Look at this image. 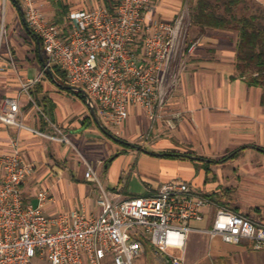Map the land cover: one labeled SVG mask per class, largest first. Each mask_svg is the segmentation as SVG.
<instances>
[{"label":"crops","instance_id":"obj_1","mask_svg":"<svg viewBox=\"0 0 264 264\" xmlns=\"http://www.w3.org/2000/svg\"><path fill=\"white\" fill-rule=\"evenodd\" d=\"M36 2L44 18L60 26L69 14L114 5V0ZM186 7L187 0H153L145 24L172 23ZM197 31L189 43L197 40L199 45L188 56L167 101L169 116L156 124L150 136L155 140L146 145L152 153L190 154L208 162L147 155L126 149L105 135L101 126L109 129L93 118L86 102L57 86L45 71L41 42L24 19L21 0H0V109L4 99H15L20 108L18 122L43 135L65 139L53 140L0 121V155L16 147L31 170L22 186L24 202L41 206L47 216L76 211L97 217L100 188L85 179L89 167L101 188L116 200L153 196L172 180L186 182L212 204L202 210V221L190 223L195 229L211 228L220 208L264 226V86L238 73L237 33L210 28ZM28 81L34 84L24 91ZM71 94L82 105L71 101ZM149 127L144 111L133 108L119 134L141 139ZM40 192L46 195L43 201L37 197ZM141 242L143 252L134 264H166L146 238ZM212 259L264 264V251L252 250L247 242L232 245L204 233H190L186 264H213ZM107 261L113 264L110 257L103 264Z\"/></svg>","mask_w":264,"mask_h":264},{"label":"built area","instance_id":"obj_2","mask_svg":"<svg viewBox=\"0 0 264 264\" xmlns=\"http://www.w3.org/2000/svg\"><path fill=\"white\" fill-rule=\"evenodd\" d=\"M21 3L47 67H57L70 87L86 92L105 127L118 132L131 109L138 108L150 123L149 138L156 124L168 118L169 96L199 45L197 40L187 43L189 25L183 14L172 23L147 26L153 0H114L112 8L69 14L60 26L44 18L36 0ZM32 84L25 83L24 91ZM19 114L15 99L2 101V123L43 135L18 122ZM0 169V264H103L107 257L113 264H134L143 252L142 238L166 264H186V240L192 232L232 245L247 242L252 250L264 251V226L227 209L216 211L211 228L191 227L212 204L182 180L164 183L153 196L116 200L88 167L85 179L100 188L97 217L76 211L47 216L41 206L24 202L22 186L31 170L16 147L0 155ZM45 196L37 195L40 201Z\"/></svg>","mask_w":264,"mask_h":264},{"label":"trees","instance_id":"obj_3","mask_svg":"<svg viewBox=\"0 0 264 264\" xmlns=\"http://www.w3.org/2000/svg\"><path fill=\"white\" fill-rule=\"evenodd\" d=\"M189 20L191 27L200 32L210 28L237 33L238 73L264 86V9L255 3L250 6L248 0H190ZM50 69L56 79L67 83L62 71L57 67ZM77 96L85 102L82 96ZM187 155L190 154L167 153L163 157L199 162Z\"/></svg>","mask_w":264,"mask_h":264},{"label":"rangeland","instance_id":"obj_4","mask_svg":"<svg viewBox=\"0 0 264 264\" xmlns=\"http://www.w3.org/2000/svg\"><path fill=\"white\" fill-rule=\"evenodd\" d=\"M253 3L259 5L262 9H264V0H248V4L250 6H252ZM189 5H190V0H187V7L184 8L181 11V13H180V14H183V16H184L185 24L189 25L188 26V34H187V43H189L190 40L194 39L198 35L197 29H195L194 27H191V24H189L190 23V20H189ZM21 7H22V3H21ZM42 52H43L44 57H46L45 56V52H44L43 49H42ZM69 99H71V101L74 100L75 103L78 104V105L79 104L82 105L80 100L76 96H74L73 94L69 95ZM108 132H110L112 135L116 136L117 138H119V139H121L123 141H126V142L131 143V144L136 145V146L143 147V148L147 149L148 151L150 150V148L148 147V145H146V143H149L150 141H154L155 140V139L150 138V137L146 138L147 134L145 136H143L141 139L140 138L139 139H132V138H125V137L121 136L119 134V131L117 132V131H113V130L110 131L109 130ZM146 250H147L148 258L150 259V257H151V254H150V251H149L150 247L147 246ZM149 259H148V261H149ZM212 263L213 264H227L226 261L220 262V261H215V259H212ZM106 264H110V261H107ZM158 264H160V263H158Z\"/></svg>","mask_w":264,"mask_h":264},{"label":"water","instance_id":"obj_5","mask_svg":"<svg viewBox=\"0 0 264 264\" xmlns=\"http://www.w3.org/2000/svg\"><path fill=\"white\" fill-rule=\"evenodd\" d=\"M44 68H45V71L50 75L52 81L59 87L61 88H65L67 90H70L72 91L73 93L77 94V95H80L82 96L84 99H85V102L87 104V106L89 107V110H90V114L93 116V118L95 120H97L96 118V113H95V107H94V104L91 102L90 98L88 97V95L86 94V92L82 89H79V88H75V87H65L63 86L62 84L58 83L56 81V79L53 77L52 73H51V69L49 67H47L46 63H44ZM101 129L102 131L104 132L105 135H107L108 137H110L112 140H114L115 142L121 144V145H124V146H127L131 149H134L136 151H140L144 154H147V155H152V156H155V157H161V156H164L165 154H160V153H152L150 151H148L147 149L143 148V147H140V146H136V145H133L131 143H128L126 141H123L119 138H117L116 136L112 135L110 132H108L106 129H104L102 126H101ZM188 159L190 160H196V161H201V162H208L207 160H204V159H201V158H198L196 156H193V155H187L186 156ZM113 160V158L110 159V162Z\"/></svg>","mask_w":264,"mask_h":264}]
</instances>
